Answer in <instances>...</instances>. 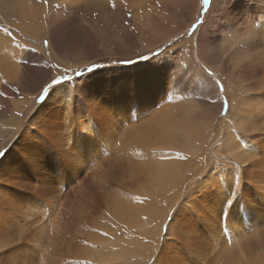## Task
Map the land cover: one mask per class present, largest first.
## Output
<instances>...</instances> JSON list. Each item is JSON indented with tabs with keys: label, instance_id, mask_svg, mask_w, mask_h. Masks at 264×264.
Returning <instances> with one entry per match:
<instances>
[{
	"label": "bare ground",
	"instance_id": "bare-ground-1",
	"mask_svg": "<svg viewBox=\"0 0 264 264\" xmlns=\"http://www.w3.org/2000/svg\"><path fill=\"white\" fill-rule=\"evenodd\" d=\"M53 1L68 6L83 4L87 11L93 7L101 9L106 0ZM116 1L129 6L134 21L138 22L143 17L145 6L142 0ZM253 2L257 5L253 10L238 9L229 12L227 7L224 9L222 16L225 24L217 37V48L214 47L208 54L209 57L213 55L216 60L206 58L198 68L195 67V79H200L201 89L208 90L214 87L212 84L214 78L212 77L211 80L205 71L207 66L212 65L211 63H217L213 67L229 88L231 102L235 108L234 113L226 116L224 127L221 128L224 133L223 139L220 138L218 141L213 139V124L209 117L205 118L207 110L205 113L200 111L199 105L195 106L197 102L191 104L187 102L188 100H183L186 99L183 96L171 97V90L167 84L171 85L170 83H174L175 80L169 73H163L158 69L156 62L159 59L145 66L146 73L143 78L133 77V82L140 83L141 88L129 87L128 91L134 93L132 97L145 92L150 97L164 96L166 101L163 105H158L159 102L144 103L142 111L146 112L156 107L153 119L138 122L122 135L114 134L110 137L108 135L113 133L110 129L100 133L94 126L95 118L90 117L89 105L77 99L69 83L58 86L43 105L35 109L27 127L22 128V133L18 132L21 124L13 119L12 108L22 116L27 115L34 107L30 105L32 101L34 102L35 96L31 98V102L24 105V112L17 111L15 101H9L8 109L4 108L0 111V117H3L2 114L6 117L11 114L10 119L2 123L0 121V150H3L2 144L10 140L8 134L16 139L7 143L6 154L0 160V183L5 177L2 165L7 163L9 154L16 149L15 143L21 142L18 138L24 137L28 127L39 129L47 125L46 121L49 118L51 121L48 132L54 133L57 130L58 120L65 117L64 127L69 128H62V134L67 139H55L53 136L42 139L36 154L46 159L56 158L61 162L64 161L63 165L67 166L70 163L77 164L78 168L82 167V173L78 175L63 173L56 185L44 190L41 187L49 186L50 178L48 175H40L35 168L34 176L37 180L35 184L29 185L32 193L28 198L26 209L8 203L7 212L0 218V237L7 236L8 240L15 241L23 249L27 246L32 252H37V249L46 250L45 254H41L42 264H82V262L74 263L69 255H73L74 259L84 258L87 263L83 262V264H93L89 257L99 259L97 261L99 264H148L147 257L154 247L152 238L158 237L161 232L159 219L167 218L170 210L179 201L186 176L191 175L190 173L203 174L205 180L202 184L199 183L201 190L199 197L188 201V205L192 206L190 211L196 227L202 231L198 236V245L193 243L191 245H195V248L190 249V245L188 249L193 264H209V261L207 263L201 258L202 256L206 258L208 255L211 256L212 264H261V262L264 264V257L257 258L255 254L261 250L263 238L256 237L258 243L251 242L249 246L241 241L245 237L247 241H251L246 229L254 231V222L261 218V212L264 215V0H253ZM51 5L52 0H0V24L3 25L0 27V83L7 82L19 86L17 81L21 77L20 71L23 70L19 62L21 52L14 50L18 42H15L17 40L14 41L12 34L7 31L6 20H3L4 7L10 8L14 13L12 19L19 26L18 28L13 26L16 31L22 33L32 46L42 48L45 20L50 13L48 11L51 10ZM215 24V21L209 22L192 38L183 39L184 41L178 44L179 50L187 54L194 53L197 50L194 41L201 32H204L205 36L212 35ZM151 32L155 35L159 34L156 30ZM161 35H158V39ZM151 49L155 50V47ZM171 61L173 70H175L173 64L177 65V69L183 66L180 63L178 65L174 57ZM169 78L170 83L167 82ZM143 85L146 87L145 91ZM214 88L217 89V86ZM46 105L49 107L47 108ZM209 139L213 140L209 143ZM74 141H79L81 144L76 150H71L70 145ZM23 142L26 145V137ZM220 159L226 162L224 172L216 168V162ZM21 162L26 164L27 158L21 157ZM72 170L78 173L77 169L72 168ZM20 172L24 173V170L21 169ZM69 175L74 176L67 182ZM90 179L92 182L97 180L95 184L99 185V190L105 191V203L103 202L102 205L106 204L108 207L107 221L95 222L92 228L88 227V220L92 221V215H96L98 211L93 213L88 210L90 202L87 203L86 193L89 189L86 188ZM218 193L222 194L219 199ZM50 201L54 204L52 205ZM19 202L22 203V200ZM244 203L252 204L248 205L247 211L244 209ZM233 208H242L243 211ZM31 212L37 216L45 214L48 216L42 218L39 227L32 229L30 233H28L30 228L24 232V227L21 226L19 234L22 235L18 237L12 235L15 227H20L19 219L27 218ZM88 212L93 213L91 219ZM184 212L185 210L181 215ZM179 215L178 213L177 217ZM35 230H40L42 234L37 237L47 241V245L28 244L30 234ZM206 230H208L206 232L208 239L203 236ZM217 231L218 235H215ZM89 247L95 249L94 252L89 253ZM196 248L199 250L198 257L194 254ZM171 250L175 252V247L172 246ZM165 255H169V251ZM157 262L160 264L159 261Z\"/></svg>",
	"mask_w": 264,
	"mask_h": 264
},
{
	"label": "rangeland",
	"instance_id": "rangeland-1",
	"mask_svg": "<svg viewBox=\"0 0 264 264\" xmlns=\"http://www.w3.org/2000/svg\"><path fill=\"white\" fill-rule=\"evenodd\" d=\"M142 1L145 6L143 9L145 16L143 15V17L136 22L134 21L133 12L129 6L116 0H106L103 2V7L101 9L98 10L97 7H93V9H87V11L89 10L88 12L84 9L85 6L83 4L68 6L58 4L52 0L51 10L48 11V13L50 12L51 14L49 13L45 20L43 50L39 48V46H37V49L35 45L32 46L29 44V40L23 37L24 35L22 33L16 31V28L19 26H17V22L12 19L14 13H12L10 8L4 7L5 10H3V13L5 14L3 20H6L7 31L12 34L14 41L17 40L15 42H18L17 48H14V50L16 52H21L20 57L22 59L19 57V62H21L20 64L23 70L20 71L21 77L17 81L19 86L8 84L7 82L0 84V98L2 99L0 102V111L4 108L8 109V103L13 99H23L25 97L32 98L35 96L34 102H31V107L35 106V108H31L27 115L22 116L12 108L14 113L12 116L13 119L21 124V129L18 131L19 133H22V128L27 127L35 109L42 106L47 100V97L58 86L65 83H69L72 91L76 94L80 102L82 101V103L89 105L90 117L95 118L94 126L100 133L110 129L113 133L108 136L113 137L114 134H116V136L122 135L131 127L137 125L138 122L153 119L156 113V107L145 112L142 111L143 104H154L159 102L158 105H163L166 101L164 96L150 97L145 94V92H141L139 95L132 97L134 93L129 92L128 88L140 89L141 84L138 82L134 83L133 77L139 76L143 78L146 73L145 66L148 65L149 62L159 59L156 62L158 69L163 73H169L171 78L176 82H174L175 84L170 83V78L169 81L167 80V82L171 84H167V87L171 90V97L174 98L179 95L181 98L183 96L186 99H182L188 100L187 102H191V104L199 102V104L196 103L195 106L198 107L199 105L198 108L200 111L205 113L207 110L206 113L211 115L208 116V114L206 115L205 113V118L209 117L214 127L212 128L213 139H217V141L220 138L223 139L224 133L222 129L225 124V118L229 113H234L233 110L235 108H233L231 102L229 88L224 84V81L219 78L213 67L217 63H211L212 65L207 66L205 71L211 80L212 77L214 78V83L212 81V84L214 87L217 86V89L214 87L208 90L201 89L200 79H195V67L198 68V65H200L203 59L208 58L216 60L213 55L209 57L208 54L210 50L214 49L218 44L217 37L225 24L224 17L222 16L224 9L227 7L226 9L229 10V12H235L238 9L242 11L245 9L253 10L257 5L253 0H210L208 5H205L203 0ZM196 6L198 9H196ZM214 21L216 22V27L212 29V35L208 36V34H206V37L204 32H201L200 35L198 34L199 37L194 41V46H197V50L194 53L187 54L179 50L178 44L183 39L192 38V36L201 30L205 24L209 22L213 23ZM13 26H16V28ZM0 27H3V25L0 24ZM9 29L11 31H9ZM176 29L178 30L177 32ZM151 30L159 32L157 35L153 33L157 37L152 34ZM160 34L162 35L158 39V35ZM209 38H211L212 41ZM203 40L204 42H202ZM206 40L209 41L210 44L206 43ZM215 40L217 42H215ZM196 41H198V44H196ZM205 43L206 46L204 45ZM153 46L155 50H153L154 48L151 49ZM16 49H18V51ZM40 49L44 53H42ZM200 50L202 51V55ZM206 50L208 53L205 52ZM34 54H36V56ZM37 55L41 59H39ZM202 56L205 57L202 58ZM172 57L176 59L178 65L179 63L183 65L180 69H177V65L175 64H173L175 70L172 69ZM62 60L63 62H61ZM34 61L37 62L35 63ZM222 71L224 72V68ZM30 74L32 75L30 76ZM32 76H34V78ZM143 88L145 91V85H143ZM117 90L122 93L117 92ZM178 92L180 94H178ZM172 94L174 96H172ZM46 107L48 108L49 105H46ZM2 116L3 117H0L1 123L8 119V117L3 114ZM64 118L65 117L58 120L57 130L54 133L48 132V125L51 121L49 118L46 121L47 125L42 126V128H27L24 135V137L27 138L26 145L23 142L24 137L18 138V141L21 142L18 144L15 143V150L17 151L13 150L14 152H11L8 156L7 163L2 165L5 177L0 183V218L7 212L8 203L17 204L21 206L23 210L26 209L28 198L32 193L29 185L35 184V180H37L34 176L35 168L38 169L40 175H48L50 178L49 186H40L44 190L56 185L58 178L63 173L74 175L82 173V167L78 168L77 164L70 163L67 166L63 165L64 161L61 162L56 158L46 159L36 154V150L40 146L42 139L51 136L55 137V139H67L66 136L62 134V128H69L64 127ZM18 132V135L16 134L17 137L19 136ZM125 136L126 135H124V137ZM213 139H209V143ZM80 144L81 142L74 141L70 145L71 150H76ZM21 157L27 158L26 164H22ZM216 163L217 167H215L217 170L224 172L226 162L220 159ZM220 164L223 165L220 166ZM72 168L77 169L78 173H74ZM21 169L24 170V173L20 172ZM190 174L191 175L188 174L185 178L186 181L181 188L182 191L179 201L174 205V208L170 210L168 214L169 217L167 215V218L159 219L161 221V235L159 234L158 237L156 236L157 238L154 237L155 239L152 238V245H154V247L149 253L150 256L148 255L149 258L147 257L148 261L146 262L148 264H158L157 261H159L160 264H193L188 249L193 243L196 244V246L198 245V236L202 231L196 227L195 219L190 211L192 206L190 207L188 205V201H193L195 198L197 199L199 197L198 194L201 191L200 184L205 180V176L203 174ZM74 175H69V180H67V182L71 181ZM96 181L92 182L90 179L87 185L89 188H86L89 189L86 193V197L88 198L87 203L89 204L90 202L88 205L90 208L88 207V210L93 213L98 211L99 213L97 217L98 213L92 215L93 213L91 214L88 212L90 219L92 215V221L88 220L89 228H92L95 222H106L108 218V207H106V204H104L105 206L102 205L103 202L105 203L104 198H106V193L105 191L99 190V185L95 184ZM67 188L69 189V186ZM89 191L92 194L89 193ZM99 192H103L104 194L101 193V195ZM220 197H222V194L218 193L217 198L219 199ZM19 200H22V203H20ZM84 201H86V198ZM50 203L52 205L54 204L53 201H50ZM248 205L251 206L252 204L248 203ZM248 205L245 203L243 205L246 211ZM95 206L99 209L97 210ZM235 209L243 211L242 208H233V210ZM184 210V214L181 215ZM178 213L180 215L177 217ZM47 216L46 214L37 216L34 212H31V214L27 215V218L19 219L18 224L20 227H15L12 235L16 237L21 236L22 234H19L21 226L24 227V232L30 228L28 230V233H30L32 229L39 227L40 220ZM177 218H179V220H177ZM72 219L75 222V217ZM254 225V231H250L249 228L246 229L248 236L251 237V241H247V239H245L246 237L241 241L244 245L249 246V244L252 243L257 244L258 241L256 237L261 236V238H263L261 240L262 247L261 250L255 254L258 255H256L257 258L262 259V257H264V215L262 212L261 218L257 222H254ZM7 231L8 228L6 229V232ZM171 231L172 233L174 232V235ZM206 232H208V230L205 231V234L203 232V236L205 239H208V234ZM41 234L40 230H35L34 233H31V237L27 241L28 244L34 246L47 245V241L37 237ZM215 235H218V231ZM170 242L172 244H170ZM172 246L175 247V252L172 250L170 251ZM194 246L195 245H191L190 249H194ZM27 248V246L26 249L19 247L15 241L8 240L7 236L3 238L0 237V264H42L43 257L41 254H45L46 250L37 249V252H32ZM201 248H203V245ZM93 250L95 249L89 247V253L94 252ZM168 251L169 255L166 256L165 254H167ZM171 252L174 253L172 254ZM194 254L197 257L199 256L198 248H196V253ZM209 256L210 255L206 258L202 256L201 258L203 261H207V263L209 261V264H212L211 256ZM69 258L73 259L72 261H74V263H87L84 258L74 259L73 255H69ZM163 258L165 259L163 260ZM89 259L93 261V264H99L97 263L99 259L90 257ZM162 261L164 262L161 263Z\"/></svg>",
	"mask_w": 264,
	"mask_h": 264
},
{
	"label": "crops",
	"instance_id": "crops-1",
	"mask_svg": "<svg viewBox=\"0 0 264 264\" xmlns=\"http://www.w3.org/2000/svg\"><path fill=\"white\" fill-rule=\"evenodd\" d=\"M7 81H9V80H7ZM3 83V82H2ZM2 83H0V84H2ZM6 93V92H5ZM31 98L30 97H25V98H23V99H21V98H17V99H13V100H11V101H15V107H16V109H17V111H19V112H24V105L25 104H27V103H29V102H31ZM2 101V99H0V102ZM19 102H22L21 104L19 103ZM13 105V104H12ZM14 106V105H13ZM31 106V105H30ZM35 107V106H34ZM7 117H8V119H10L11 118V114L9 113L8 115H7ZM9 135V137H10V142L11 141H13L15 138H13V135H10V134H8ZM9 141L7 142V143H9ZM7 143L6 144H2L3 145V150L0 152V160L5 156V154H6V149H7ZM0 144H1V142H0ZM3 151H4V153H3ZM3 153V154H2ZM1 155H2V157H1Z\"/></svg>",
	"mask_w": 264,
	"mask_h": 264
},
{
	"label": "snow or ice",
	"instance_id": "snow-or-ice-1",
	"mask_svg": "<svg viewBox=\"0 0 264 264\" xmlns=\"http://www.w3.org/2000/svg\"><path fill=\"white\" fill-rule=\"evenodd\" d=\"M203 3H204L205 5H208V4L210 3V0H203Z\"/></svg>",
	"mask_w": 264,
	"mask_h": 264
}]
</instances>
